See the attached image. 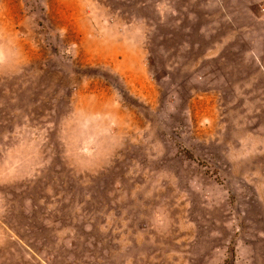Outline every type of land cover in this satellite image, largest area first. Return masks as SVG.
<instances>
[{"label": "rangeland", "instance_id": "rangeland-1", "mask_svg": "<svg viewBox=\"0 0 264 264\" xmlns=\"http://www.w3.org/2000/svg\"><path fill=\"white\" fill-rule=\"evenodd\" d=\"M0 264H264V0H0Z\"/></svg>", "mask_w": 264, "mask_h": 264}]
</instances>
